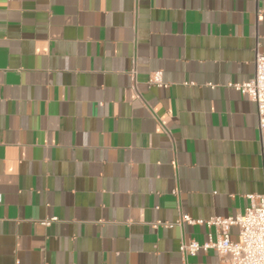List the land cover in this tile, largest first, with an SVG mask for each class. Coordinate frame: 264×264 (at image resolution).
<instances>
[{
    "label": "crops",
    "instance_id": "obj_1",
    "mask_svg": "<svg viewBox=\"0 0 264 264\" xmlns=\"http://www.w3.org/2000/svg\"><path fill=\"white\" fill-rule=\"evenodd\" d=\"M256 52L264 0H0V264H227L179 247L264 194Z\"/></svg>",
    "mask_w": 264,
    "mask_h": 264
},
{
    "label": "built area",
    "instance_id": "obj_2",
    "mask_svg": "<svg viewBox=\"0 0 264 264\" xmlns=\"http://www.w3.org/2000/svg\"><path fill=\"white\" fill-rule=\"evenodd\" d=\"M149 86L164 87L160 72L151 74ZM240 94L255 104L258 128L264 130V52H256L254 76L251 80L233 86ZM250 204L244 213L235 218H212L206 222H196L207 228H214L215 235L208 234L203 243L182 242L179 252L183 256H194L199 252L215 251L227 264H264V194L247 197ZM49 220L44 222L49 224ZM195 223L183 216L179 223ZM238 231V240L229 238L230 229Z\"/></svg>",
    "mask_w": 264,
    "mask_h": 264
}]
</instances>
